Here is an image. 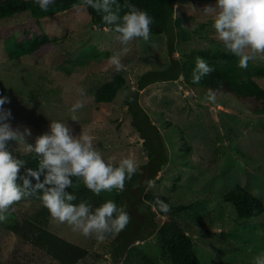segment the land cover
<instances>
[{
  "label": "rangeland",
  "instance_id": "1",
  "mask_svg": "<svg viewBox=\"0 0 264 264\" xmlns=\"http://www.w3.org/2000/svg\"><path fill=\"white\" fill-rule=\"evenodd\" d=\"M215 4L209 0L174 4L188 34L186 40L178 38L176 57L197 49H224L213 28L215 15L202 11ZM31 22L26 12L0 20V80L6 85L4 96L10 99L4 108L11 110L13 128L31 129L24 144L10 142L12 149L28 151L26 145L34 146L36 138L49 130L51 121H61L74 135L82 130L90 135L105 161L118 166L122 159L130 157L139 167L146 160V151L123 98L135 88L144 71L169 65L166 36L150 34L148 41L138 38L121 45L116 33L95 27L87 10L75 6L40 18L39 26L52 38L51 44L31 54L18 51L10 57L7 38H21L22 28ZM92 47L108 50L110 56L94 58ZM116 53L125 66L122 71H116L110 63ZM263 61L257 58L251 62ZM117 72L124 75L125 87L111 102L94 101V90ZM256 80L264 88V77ZM209 91L212 90L186 85L180 79L157 80L140 90L139 102L157 125L169 154L167 165L145 190L187 206L166 215L156 213L153 219L158 225L177 219L192 237L203 264H255V257L264 254V211L251 218L239 217L232 203L222 196L240 184L264 200V123L252 111L257 103L254 99H238L222 90L212 91L216 94L212 103L207 99ZM77 101L84 107L75 113L76 122L70 119V109ZM8 214L30 218L88 248L89 255L78 264L110 262L109 243L113 236L101 242L74 232L51 217L37 196L22 199ZM3 222L0 263L26 264L29 249ZM136 247L133 264H170L160 252L155 233L137 241ZM34 260L37 264H53L45 254H38Z\"/></svg>",
  "mask_w": 264,
  "mask_h": 264
},
{
  "label": "trees",
  "instance_id": "2",
  "mask_svg": "<svg viewBox=\"0 0 264 264\" xmlns=\"http://www.w3.org/2000/svg\"><path fill=\"white\" fill-rule=\"evenodd\" d=\"M177 1L196 0H128L137 8L147 11L153 18L150 34H164L166 36L169 54V65L165 69L144 71L137 78L135 88L126 93L123 98L131 116V122L142 138L146 160L137 167V173L125 181L123 191L113 189L111 192H102L96 196L85 187L79 178H73L74 186L68 189L77 197L72 202L74 204L87 202L95 209L104 202L112 200L117 206H126L131 221L125 230L112 237L109 243L111 259L107 264H133L134 253L137 249L136 242L146 239L153 233L156 234L162 256L170 264H203L194 250L192 237L177 219L164 220L159 225L153 219L156 213L166 215L173 211L185 209L187 206L175 204L165 195L145 190L147 183L156 179L157 172L167 165L169 154L157 125L151 121L150 115L139 102L140 90L157 80L177 79L193 87L210 89L215 92L224 90L238 99L252 98L257 101L252 107V111L264 123V88L256 80V77H264V61L261 64L250 61L247 69H241L238 66V58L220 47L197 49L176 57L174 54L177 51L178 38L186 40L188 36L182 25L183 17L178 16L176 8H174ZM209 1L216 2V0ZM118 2L123 5L125 0H118ZM80 4L81 0H55V3L50 5L48 11L45 12L39 8L35 0H0V20L23 12L28 13L33 20L22 28L21 38L17 39L12 35L7 38L6 48L10 57H14L18 51L31 54L40 47L51 44L52 38L39 26L40 18L52 16ZM85 9L89 13L92 25L99 29L109 27L103 24L100 14H97L90 7ZM127 11V8L122 7L120 15L122 16ZM90 51L94 58H108L110 56L108 50L101 51L92 47ZM197 57L204 59L207 64L214 68V71L203 77L198 84H194L192 83V73ZM125 83V77L121 72L109 75L107 80L94 90L93 100L111 102L117 91L125 87ZM5 92L6 85L0 80V96H4ZM19 127L24 131V126ZM10 150L14 156L26 161L25 167L36 169L38 161L34 153L29 151L15 152L11 144ZM21 173H23V169H21ZM142 180L145 181L141 183ZM18 183L20 182L18 181ZM222 199L232 203L237 215L242 218L255 217L264 211V200L240 184H236L226 191ZM157 200L169 205L171 210L168 213L162 212L156 206ZM9 216L10 214L7 218ZM3 225L16 234L24 247L29 249V258L26 264H37V261L32 262V260L33 257H38V254H45L53 261V264H78L89 255V250L85 246L57 234L30 218L19 219L10 216L3 222Z\"/></svg>",
  "mask_w": 264,
  "mask_h": 264
},
{
  "label": "clouds",
  "instance_id": "3",
  "mask_svg": "<svg viewBox=\"0 0 264 264\" xmlns=\"http://www.w3.org/2000/svg\"><path fill=\"white\" fill-rule=\"evenodd\" d=\"M35 3L46 12L55 0H35ZM77 7H90L100 14L103 24L109 26L104 28L116 33L121 45H128L138 38L150 39L153 18L128 0L123 5L118 0H81ZM122 7L128 11L121 16ZM202 11L215 15L216 37L227 52L238 58L241 69H247L250 61L264 58V0H216L214 6H205ZM110 63L116 71L125 69L119 53L110 57ZM212 71L213 67L197 57L192 83L198 84ZM80 94L84 95V91L80 90ZM207 99L215 103L216 94L209 91ZM6 103H10V99L0 96V222L7 219L14 204L37 196L51 217L85 237L102 242L125 230L131 221L126 206H117L112 200L95 209L87 202L74 204L77 197L68 189L74 186L73 178H79L96 196L113 189L123 191L125 181L138 171L135 160L124 158L114 166L105 161L86 132L82 130L79 135H74L65 122L51 121L49 130L36 138L34 146L26 145L38 161L36 169L27 168L25 160L13 155L10 142L24 144L25 137L31 132L26 127L23 132L13 128L11 110L4 108ZM83 107L81 101L71 107L72 121L77 122L75 113ZM149 184L152 186V182ZM155 203L164 213L171 210L163 201ZM255 264H264V254L255 257Z\"/></svg>",
  "mask_w": 264,
  "mask_h": 264
}]
</instances>
